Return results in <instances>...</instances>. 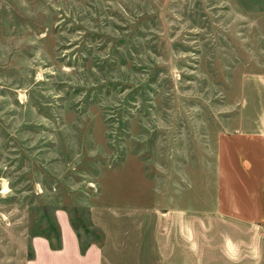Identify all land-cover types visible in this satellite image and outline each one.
<instances>
[{
    "label": "rangeland",
    "instance_id": "1",
    "mask_svg": "<svg viewBox=\"0 0 264 264\" xmlns=\"http://www.w3.org/2000/svg\"><path fill=\"white\" fill-rule=\"evenodd\" d=\"M262 71L264 0H0V264L55 237L58 209L87 244L100 195L201 178Z\"/></svg>",
    "mask_w": 264,
    "mask_h": 264
},
{
    "label": "crops",
    "instance_id": "2",
    "mask_svg": "<svg viewBox=\"0 0 264 264\" xmlns=\"http://www.w3.org/2000/svg\"><path fill=\"white\" fill-rule=\"evenodd\" d=\"M236 105L201 178L188 163L171 192L163 186L145 202L100 195L90 206L100 238L84 252L58 209L60 248L34 236L25 264H264V71L241 76Z\"/></svg>",
    "mask_w": 264,
    "mask_h": 264
},
{
    "label": "trees",
    "instance_id": "3",
    "mask_svg": "<svg viewBox=\"0 0 264 264\" xmlns=\"http://www.w3.org/2000/svg\"><path fill=\"white\" fill-rule=\"evenodd\" d=\"M55 227H56V232L54 233L55 237H52L51 235L44 236V237L49 241V243H50L52 248L58 249V248H60V234H59V231H58V228H57V224H56ZM72 227L74 228V230L78 234L77 229L75 228L74 224L72 225ZM78 237L80 239L81 250H82V252H84L86 250L87 246L89 245V243L84 244L82 242L81 237H80L79 234H78Z\"/></svg>",
    "mask_w": 264,
    "mask_h": 264
}]
</instances>
